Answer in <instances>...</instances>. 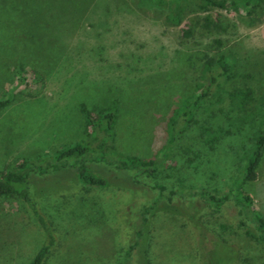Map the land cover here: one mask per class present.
Returning <instances> with one entry per match:
<instances>
[{"label":"rangeland","instance_id":"1","mask_svg":"<svg viewBox=\"0 0 264 264\" xmlns=\"http://www.w3.org/2000/svg\"><path fill=\"white\" fill-rule=\"evenodd\" d=\"M198 2L182 0L171 17L166 0H0V169L96 143L102 132L90 137L82 106L93 115L114 107L115 149L156 160L154 177L92 163L108 179L102 187L69 170L31 171L30 192L54 234L42 264H126L130 245L127 264H203L196 219L205 242L222 233L242 264H264V249L240 234L233 200L215 207L198 196L227 188L264 111V5L249 15ZM206 15L219 26L205 28ZM219 53L232 60L227 75L193 103L204 55ZM243 188L264 216V155ZM147 205L155 209L142 225ZM42 240L19 197L0 196V264H27Z\"/></svg>","mask_w":264,"mask_h":264},{"label":"trees","instance_id":"2","mask_svg":"<svg viewBox=\"0 0 264 264\" xmlns=\"http://www.w3.org/2000/svg\"><path fill=\"white\" fill-rule=\"evenodd\" d=\"M198 7L203 11L211 9H224L226 11L244 10L247 14H256V9L264 5V0H198ZM169 7H172L171 17L178 15L181 11L182 0H166ZM172 5V6H171ZM220 14V13H217ZM217 21L219 18L217 17ZM205 28L212 25L219 26L218 22H213L209 15L204 17ZM185 36H190L191 29H183ZM219 45L220 39H216ZM203 74L204 82L197 87V95L193 99V103H197L206 96L223 77H225L230 69L232 60L223 53L216 55H204ZM22 80L23 77L20 76ZM241 95V99L247 97L248 92L245 90L237 91ZM7 103L6 99L0 100V109ZM240 105L243 102L239 103ZM82 112L90 126V137L93 138L98 131H101V137L96 143H92L91 139L83 141H75L72 144L64 146L55 151L51 155L38 160L23 159L13 168L8 170L0 169V196L16 195L21 203L31 213L33 218L41 227L43 232V240L35 250L30 261L27 264H42L49 252L50 246L54 243V234L48 220L42 215L34 200L29 184L32 180L30 172L37 175L52 174L62 170H69L75 179L84 186H106L108 179L102 171L94 168L91 164L102 165L105 167L113 166L122 170H132L145 177H154L156 172V160L144 159L136 155L122 154L115 149L114 140V121L115 108L108 107L101 109L96 115H93L88 109L82 106ZM177 118L172 117L170 122L169 141H171L176 133L175 125ZM264 155V111L260 122L253 132L249 146L246 150L245 161L236 175L230 180L227 188L218 193H212L204 189L198 191V196L204 202L220 207L231 198L237 208L240 217L239 225L240 234L254 244H258L264 249V216L257 211L253 205L251 195L244 190L243 184L252 181L257 176V169ZM154 187L163 190V185L155 184ZM170 199V198H169ZM155 207L147 205L141 211V224L144 225L148 219V214L153 213ZM199 231V247H197L198 257L203 264H242L240 262V248L231 238H225L222 233L214 241L205 242L207 237L204 223L198 219L193 221ZM138 234H142L138 230ZM208 239V237H207ZM130 245L125 251V263L128 262L130 255Z\"/></svg>","mask_w":264,"mask_h":264}]
</instances>
